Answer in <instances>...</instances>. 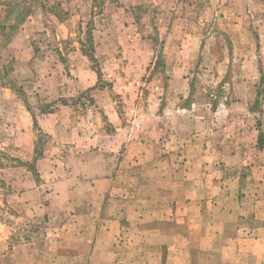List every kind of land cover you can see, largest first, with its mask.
Instances as JSON below:
<instances>
[{
  "label": "rangeland",
  "instance_id": "obj_1",
  "mask_svg": "<svg viewBox=\"0 0 264 264\" xmlns=\"http://www.w3.org/2000/svg\"><path fill=\"white\" fill-rule=\"evenodd\" d=\"M143 1L0 0V264H90L104 193L127 217L173 167L222 197L264 161V0Z\"/></svg>",
  "mask_w": 264,
  "mask_h": 264
},
{
  "label": "crops",
  "instance_id": "obj_2",
  "mask_svg": "<svg viewBox=\"0 0 264 264\" xmlns=\"http://www.w3.org/2000/svg\"><path fill=\"white\" fill-rule=\"evenodd\" d=\"M258 152L264 159V147ZM171 155L169 152L168 157ZM246 166L236 176L238 183H233L240 192L222 197H204L194 192L190 195L183 192L178 197L174 186L194 184L196 189L198 183L176 180L185 169L181 165L173 167L172 181L167 174L162 177L171 189L169 192L163 187L165 201L159 202L155 196L136 197L135 201L130 200L134 206L127 217L118 211L114 215L105 213L108 199L104 193L98 197L102 199L101 209H105L98 214V230L94 229V238L83 249L90 253V264H264V161L254 167L250 164L252 173L259 172L257 180L252 179L251 172L247 173ZM130 220L137 227L140 242L127 250L126 245L116 244V238L123 224H130Z\"/></svg>",
  "mask_w": 264,
  "mask_h": 264
},
{
  "label": "trees",
  "instance_id": "obj_3",
  "mask_svg": "<svg viewBox=\"0 0 264 264\" xmlns=\"http://www.w3.org/2000/svg\"><path fill=\"white\" fill-rule=\"evenodd\" d=\"M263 79H264V77L262 76V80ZM259 146H260V148H263L264 147V145H262V144H260Z\"/></svg>",
  "mask_w": 264,
  "mask_h": 264
}]
</instances>
